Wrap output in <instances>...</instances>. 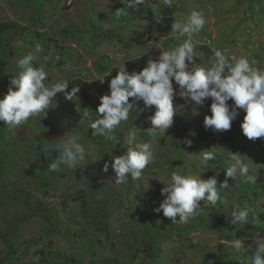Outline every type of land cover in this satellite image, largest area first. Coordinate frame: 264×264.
<instances>
[{
	"label": "rangeland",
	"instance_id": "rangeland-1",
	"mask_svg": "<svg viewBox=\"0 0 264 264\" xmlns=\"http://www.w3.org/2000/svg\"><path fill=\"white\" fill-rule=\"evenodd\" d=\"M123 7L122 0H0V24L10 22L17 27L7 40L5 53L0 52V61L8 63L6 68L33 52L39 43L40 59L33 63L45 67L49 82L66 79L68 91L78 86L77 79L90 86H78L77 103L58 93L62 98L56 96V107L49 109L45 117L30 118L26 124L11 129L0 122V264H16L13 259L7 261L9 252L18 248L23 251L25 247L23 253L16 254L20 264L35 263L42 249L74 258L78 264H241L240 258L250 256L251 252L237 253L230 242L241 239L249 248L257 232L264 236L251 226L239 229L243 233L239 237H235L234 231L222 236L214 229L204 230L210 226V213L221 218L225 212L229 219L235 205L251 208L259 216L255 194L264 196V138L251 141L243 135L240 127L246 115L243 111L230 130L219 133L205 130L203 121L205 115L211 114V99L203 105H186L177 91L174 105L178 113L165 134L147 132L151 125L146 118L155 108L140 112L139 108L144 107L142 101L138 109L130 112L129 120L113 133L116 141L83 137L85 127L79 124L80 109L88 108L91 119L96 118L100 97L109 92V82L117 74V67L125 63L128 70L132 67L140 71L148 59L158 58L162 50H171L188 38L168 34L172 22L186 18L192 10L202 11L206 20L203 30L192 36L198 65L210 67L215 60L214 49H219L229 57H247L250 62L255 61V67L264 70V0H173L171 7L161 0H146L136 10ZM120 8L127 15L117 17L115 11ZM149 15L151 20L146 18ZM5 79L9 84L11 79L0 74V84ZM92 86H98L102 93L94 92ZM174 87L178 88L175 83ZM4 95L0 87V98ZM60 119L67 123L62 124ZM73 128L82 137L86 159L79 166L62 165L54 174L47 167L59 152L51 151L49 155L42 142H55ZM131 132L136 134L135 143L151 145L156 158L144 169L150 173L133 181L134 185L127 189L126 184L114 185L111 167L107 173L102 169L104 162L111 160L110 155L124 154ZM200 133H204L203 138ZM185 138L192 140L191 147L179 143ZM211 148L216 159L207 167L199 166L197 155ZM232 153L242 155L250 172L257 176L255 184L238 178L235 182L240 180V191L228 194L227 190H221V200L215 207L200 201L198 215L201 216L186 224L172 223L162 212L157 214L154 210L150 213L154 226L145 223L149 214L139 221L137 208H147L143 200L155 192L156 207L159 206L164 198L160 180L169 179L172 171L202 179L218 172L220 181ZM73 169L82 175L75 179ZM88 175L93 181L96 179L98 187L92 195L88 194L87 200H92V196L97 198L83 210L74 196L87 189ZM27 192L37 202L43 201L47 217H52L50 223L42 218V211L32 201L31 207L22 205ZM160 221H171L172 226L166 225L165 231L159 229ZM104 224L106 230L102 232L100 228ZM182 229H190L189 234ZM83 230L86 233L82 234ZM248 232L252 235L247 236ZM11 242L13 247L9 250L6 245Z\"/></svg>",
	"mask_w": 264,
	"mask_h": 264
},
{
	"label": "clouds",
	"instance_id": "clouds-1",
	"mask_svg": "<svg viewBox=\"0 0 264 264\" xmlns=\"http://www.w3.org/2000/svg\"><path fill=\"white\" fill-rule=\"evenodd\" d=\"M122 2L125 5L123 8L136 10L146 0ZM161 2L171 7L173 0ZM123 8L115 11L117 17L127 15ZM205 23L204 13L199 10H192L184 19L174 20L168 36L179 34L188 38L171 50H162L158 58L148 59L140 71L129 69L134 70L129 72L125 63L117 67V74L109 82V92L100 97L96 118L91 119L88 108L80 109L79 124L87 122L88 128L93 130V137L116 141L113 133L122 122L129 120L130 112L138 109L142 101L144 107L139 108L140 112L155 108L154 113L146 118L151 125L147 132L151 135L165 134L173 126V118L178 113L174 105L178 91L186 105H203L207 99H211V114L205 115L203 121L205 130L211 129L217 133L228 131L240 111H243L246 113L240 125L243 135L251 141L264 138V70L255 67V61L250 62L247 57H229L219 49H214L215 60L210 67L198 65L192 36L203 30ZM41 51V45L37 43L33 52L17 61L19 71L12 76L7 93L0 98V122L10 129L26 124L30 118L45 117L49 109L56 107L58 93H64L66 100L79 101L77 93L80 87L75 85L68 91V80L49 82L45 67L34 66L33 62L40 59ZM99 80L104 82V79ZM174 83L178 88L174 87ZM230 100L233 102L231 105L228 103ZM81 141V135L74 128L55 142L43 141V148L49 155L51 151L59 152L58 157L51 159L48 171L55 172L62 165H81L86 159V147ZM135 141V132L129 133L124 154L110 155L111 160L104 162L102 171L107 173L111 167L114 172L111 179L115 186L126 184L129 177L132 181L141 180L144 169L156 158L149 143ZM179 143L191 147L192 140L185 138ZM197 156L200 158L199 166L207 167L210 161L216 159V152L213 148L206 149ZM224 170L226 175L223 181H218V172L216 176L202 179L201 176L172 171L169 179L160 180L164 185L160 190L164 198L154 211L157 214L162 212L172 223L186 224L199 214L200 201H204L205 206L215 207L221 200L220 191L230 190V180L241 178L244 183L257 182V176L250 172L249 165L237 153L231 154L228 167ZM229 222L236 230L245 226L258 229L262 223L251 208L239 205L233 206ZM253 240L254 244L249 248L241 239L230 242L237 253L251 252L250 256L240 258L241 264H264V236L257 232Z\"/></svg>",
	"mask_w": 264,
	"mask_h": 264
},
{
	"label": "trees",
	"instance_id": "trees-1",
	"mask_svg": "<svg viewBox=\"0 0 264 264\" xmlns=\"http://www.w3.org/2000/svg\"><path fill=\"white\" fill-rule=\"evenodd\" d=\"M146 18L151 20V16L150 15L147 16ZM150 25H152V22H151ZM150 28H151V26H150ZM16 30H17V27L13 23H10L9 22V23H1L0 24V52L1 53L2 52L5 53L6 48L8 46L7 40L12 35H14V33L16 32ZM2 49H3V51H2ZM202 50L205 51V52H208L207 51L208 49H206V48H202ZM0 62H1L0 63V74L3 77L10 78L11 79L13 75H16L18 73L19 68H18L17 64H15L14 66H11L10 68L9 67L6 68V66H7L8 63H6L5 61H0ZM35 66H38V63H35ZM130 69H134V68L131 67ZM14 70L16 72H14ZM128 71L130 72L131 70H128ZM76 84L78 86L90 87L87 84V82H83V80H79V79L76 80ZM0 87L3 88L4 93L6 94L7 91H8V87H9V84H8L7 80L4 82V84H0ZM91 89H93L94 92L102 93V90L98 86H96L95 88L92 86ZM59 96H61V95H59ZM59 96L57 95V98H59V99L62 98V97H59ZM91 111H93V110L91 109ZM61 112H63V107H61ZM60 120H61V123L62 124L65 121L63 119H60ZM85 125L86 124L83 125V127H85V129L82 132V136L83 137H87L88 139L91 138L92 141H94V139H93L94 137L91 135V133H92L93 130L92 129H89L88 126L87 125L85 126ZM203 134L200 133V136L202 138H203ZM146 173H150V172L144 170L143 175L146 174ZM54 174H57V172H54ZM72 175H75V179H77V177L78 176H81L82 174L80 172H78L77 169H73L72 170ZM225 175L226 174H224L223 176H221L220 181H223L225 179ZM88 177H89V181H88V187H87V189L82 190L79 194H76L74 196V200L75 201H78L77 206L79 208L83 209V210H84L85 205H93L95 203L96 198H97V196H95V197L92 196V200H87L88 194L92 195V192L98 187V184L96 183V179L93 181V179H92V177L90 175H88ZM239 181H236V182L235 181H232V180L229 181V183L231 185V188H230V190H227L228 194H235L237 191H240L241 187H239ZM132 182L133 181L131 180V178H129L128 182L126 183L127 189L130 188L129 185H132V186L134 185ZM45 183H46V186L49 185L48 182H45ZM28 191L30 192L31 190H28ZM152 195H154V197L153 198H150V196H152ZM255 195L257 197L256 198V202L258 204V210H260L259 217H260L261 222H262L257 231H260L261 233H264V196L258 195L257 193ZM146 196H147V199L145 198L143 200V204L145 206H147L148 209L145 208L144 210H141L140 208H137V211H139V212H136V213H138V215H139V221H142L143 220L142 217H144L145 215H148L149 214L148 216H146L147 217V221L145 223L146 224H149L151 226H154L155 225V222L153 220H151V217L152 216H151L150 213L153 212V210L157 206V202H156V200H154L157 197V194L155 192L153 194H147ZM106 198H107V196H106ZM31 201L34 204L37 205V208L39 206L38 209L40 211H42V218L45 219V220H47L48 223H50V219L52 217L51 218L47 217L46 212H45L46 206L45 205L42 206V202L43 201L42 202H37V199H35L34 195H32L31 193H28L27 192V198L24 199V202H23L22 205L25 206V207H27V208L28 207H31L30 206V202ZM4 204H6V203H4ZM7 205H9V203ZM12 206H14V205H12ZM15 206H17V205H15ZM65 207H66V211H69V209H67L68 207L67 206H65ZM50 209L53 210L55 208H50ZM254 213L256 214L257 212L254 211ZM200 216L201 215H196V216H194V219L199 218ZM209 219H210V226L207 227L206 229L203 228L204 230L214 229V231H216L217 233H220L222 236H225L227 234V231H234V232H236V236L235 237H239V236H241L243 234V233H241L240 230H236L234 225H231L230 224V222H229V219L230 218L227 219L225 217V212H224V214H223V216L221 218L218 217V216H216L215 213H210L209 214ZM81 221H84V218H82ZM95 223H97V222H95ZM166 225L172 226L171 221H168V222H162V221H160V227H159V229L162 228L165 231ZM191 228H193V230L198 229V228H195V227H191ZM100 229H101L100 231L105 232V230H106V224H104V226L101 227ZM182 230L185 231L186 234H189V232H190V229H188V230L182 229ZM81 233L84 234L86 232H85V230H83V231H81ZM251 235L252 234H250V232L247 233V236H251ZM159 236L160 235L155 236L154 239H156ZM179 236H181V235H179ZM0 238H1V236H0ZM147 240L150 241L149 239H147ZM127 244H128V242H127ZM29 245H31V242L29 243ZM6 246H8V249L9 250H11L12 247H13V243L11 242V243H9ZM25 249H27V247H25ZM25 249L23 251L21 249H19V248L18 249L11 250L9 252V256L7 258V261L10 260V259H13V261L16 262V264H20L19 259H18V256L16 254L18 252L19 253H23L25 251ZM61 255L60 254H57L56 255V253L54 251H51V250H43L42 249L38 253V259L33 264H78V260H75L74 258L71 259L70 257L68 258V257H65L64 255L63 256H61ZM21 264H26V263H21Z\"/></svg>",
	"mask_w": 264,
	"mask_h": 264
}]
</instances>
